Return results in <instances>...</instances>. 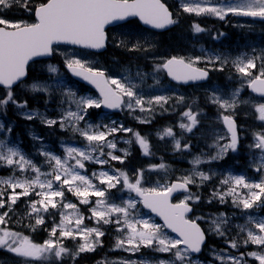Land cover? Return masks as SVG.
Masks as SVG:
<instances>
[{
	"label": "snow or ice",
	"instance_id": "1",
	"mask_svg": "<svg viewBox=\"0 0 264 264\" xmlns=\"http://www.w3.org/2000/svg\"><path fill=\"white\" fill-rule=\"evenodd\" d=\"M13 7L32 17V20L5 18L2 15L3 11ZM181 7L185 13L209 15L220 20H224L228 14L264 20V0L226 2L221 0L219 3L217 0H184ZM131 17H138L144 25L155 29H163L178 23L162 0H39V3H34L33 0H0V87L5 90L0 97V110H4L6 115V107L11 103L20 110L18 114L23 119L28 121L39 119L41 124L49 128L59 125L62 131L70 130L74 135L78 134L84 142L82 146L62 143L64 155L61 156L45 150L46 145L43 144L42 138L31 134L33 140L41 141L38 151L45 158L44 163L49 169L42 171L41 166L27 157L18 144L10 146L7 136L0 138V166L13 170V175L0 177V209L7 205V210L0 213V226H3L0 227V249L28 261H47L50 258L62 261L64 256H71L75 260L80 254L94 252L98 246H102L100 238L105 232L101 225L115 224L120 235L116 238L112 250L123 249L135 254L143 247L158 253H170L171 258L155 262L121 259L107 264H177V262L198 264L192 258V254L201 252L206 240V231L197 223V220L203 217L195 219L188 217L193 211L192 205L200 200V196L191 191L190 185L199 188L216 175L200 170V164L222 160L229 151L238 150L240 137L235 119L236 109L241 104L250 103L247 100H240V93L246 83L253 93L264 98V55L249 57L242 54L231 61L227 56L215 53L188 58L172 56L156 65L157 70H166L167 75L174 81L188 83L207 80L210 71L223 72L231 63L241 80V87L232 91L229 97L225 98L219 89H214L208 97L211 104L222 110L219 112V119L227 130L224 135H215L213 143L209 145L216 149L215 154L207 156V159H202L204 153L195 156L191 161L193 168L186 175L162 186L157 184L144 187V169L137 170L134 180L120 169L110 172L102 168L89 177L85 162L101 166L110 164V161L124 163L130 155L128 149L117 148L115 139H109L116 133H131L143 155L149 156L152 153L148 139L138 131L117 124L116 121L107 124L92 123L86 120V117L89 109L100 108L101 105L109 109L127 108L130 112L138 109L141 113L149 114L154 113L157 107L167 111L164 105L168 104L173 96L165 94L145 96L131 77L116 79L106 76L105 71L94 68L90 62L76 57H66V67L74 76L95 85L102 99L77 96L75 91L64 85L63 81H59L56 87L62 89L64 97L61 105L67 103L68 107H62L58 117L50 118L46 112L38 109L28 110V101L17 100L14 94V86L23 84L29 62L34 58L52 55L55 51L53 46L60 43L79 45L87 49H101L105 47V26ZM192 28L195 33L206 31L196 23ZM220 35L224 34L219 33L213 38L217 39ZM117 46H125V41L120 40ZM129 50L148 49L137 42ZM201 62L205 63L204 68L196 66ZM48 71L58 73L55 65H48ZM136 75L142 79L141 73L138 72ZM156 84H159V80H156ZM113 85L115 87H112ZM28 87L33 93L44 92L51 95L52 86L49 84L34 82ZM175 99L178 104L184 103L185 100L183 96H177ZM252 107L258 113L257 119L264 122V102L254 103ZM180 115L179 128L184 132L192 133L200 124L198 117L201 111L194 110L191 105ZM136 119L140 123H151L150 116ZM82 121L84 126H81ZM5 132L11 134L12 126L9 124L6 128L4 121L0 120V133ZM157 135L162 140L166 137L172 138L176 151H187L191 148L190 143H184L182 146L172 127L164 128ZM123 142L131 144L133 140ZM248 147L259 150V155L254 157L253 163L254 171L262 174L261 179L250 180L244 174H234L230 171L221 178L220 187L212 192V199L224 204L230 198L232 205L241 210L264 208V132L253 133V143ZM117 151L122 155H116ZM156 169L166 170L167 166L164 163L149 166V170ZM16 171L21 174L30 171L35 175L16 176ZM94 180L99 183H94ZM117 185H122L121 191L127 189L141 197L144 206L161 216L164 226L176 233L177 237L173 238L162 231L159 224L138 218L132 211L137 207L136 200L130 198L119 204L115 203L111 190L116 189ZM7 189H11V193H8ZM16 189L22 191L17 192ZM65 190L76 196L81 204L93 205L89 208L91 215L87 219L94 220L96 226L85 225V216L79 211L77 204L65 202ZM178 192L183 194V198L173 203L172 196ZM33 194L39 199L28 202L29 211L25 214L30 220H35L34 224L27 225L32 231L45 223V213L52 215L49 213L50 208L59 210L60 221L56 223L53 217V226L49 230L50 238L42 244H37L27 235L7 227L10 220L9 212L14 211L13 206L20 197H29ZM90 197H95V201H91ZM212 199L208 202L211 203ZM67 209L72 211H65ZM228 223L226 214L220 213L211 219L207 232L223 237L226 235ZM248 224L254 227L238 226L241 233H246L242 243L244 245L250 243L264 249V216L257 218L249 215ZM77 238L81 243L77 245L75 251L64 246V240ZM227 243L233 249L240 246L235 237ZM245 256L264 264V250L241 253L239 256L215 253V259L219 260L220 264H247ZM98 264L106 262L100 261Z\"/></svg>",
	"mask_w": 264,
	"mask_h": 264
},
{
	"label": "rangeland",
	"instance_id": "2",
	"mask_svg": "<svg viewBox=\"0 0 264 264\" xmlns=\"http://www.w3.org/2000/svg\"><path fill=\"white\" fill-rule=\"evenodd\" d=\"M169 5L172 7L175 14L178 15V17H183L186 21H188V27L190 28L189 31V38L182 37L179 41H173L171 40L170 44L167 41L166 44L159 46L158 45V38L155 35L140 32V31H132L131 29L122 28L118 30H115L112 32V40L110 42L111 46L116 47L118 51L120 50L119 55L113 54L111 56L110 54L105 55L103 58H92L91 56H88L85 52H80L76 49L66 48V47H59L55 49V54L58 55L61 60H55V61H49L48 63H38V65H34L33 68L35 70V73L33 76H40V77H33L30 80L27 81V83H24L21 87L14 90V94L17 100L23 101L28 100L30 98V101L28 102V110L38 109L41 112H46L47 115L50 118H56L60 115L61 108H67L68 104L65 103L61 105V100L64 99L62 96V89H58L56 87L57 82L63 81V84L66 85L68 88H71L73 91L77 93V96H91L95 99H99L97 97H94L91 92L89 91H83L80 89V87L73 83L72 80L69 79L64 69L59 67V63L64 62L66 57H76L85 61L90 62L91 66L94 68L100 69L105 71L106 76L116 78V79H123L125 76L131 77V80L139 85V91L142 92L145 96H152V95H159V94H165V95H171L173 96V99L169 101L168 104L164 105V108H179L181 111L180 114L183 112L182 109H187L189 106L188 103L191 106H198L200 108L203 107L202 103L199 105L196 101L194 102H188L186 99V92L184 90L175 89L163 76V73L161 70L156 69V65L160 64L161 62L166 59L168 56H183V57H195V56H201L205 54H220L223 56H227L229 58V61L234 59L235 57L245 54L249 57L251 56H261L264 55V26L261 24H257L254 22H251L249 20H244L241 18H231L232 14H228L224 20H220L217 17L209 16V15H201L197 16L193 13H185L181 7V4L184 2V0H167ZM35 3V0H33ZM217 2H221V0H217ZM226 2V0H224ZM5 18L10 20H19L15 19L21 16V13L16 7H13L11 9H6L3 11ZM2 13V14H3ZM16 14V15H12ZM196 20V21H195ZM201 20L207 21V23H201ZM196 23L199 24L201 27H205L206 31L202 33H195L193 31L192 25ZM230 25V31L229 27ZM218 29L221 31L224 35H220L217 39H214L213 37L217 36L219 33L216 32H210L212 30ZM250 33V35L248 34ZM120 40L125 41V46H117L118 42ZM182 45H179L182 43ZM139 42L144 48H147V51H130L129 49L132 47L133 44H136ZM177 45V46H175ZM224 45L226 47H224ZM127 55V58H124L125 55ZM145 56L144 62H141L143 57ZM124 58V59H123ZM259 63V62H258ZM48 65H55L58 69V73H50L48 71ZM196 66L199 67H205V63L201 62L197 64ZM227 71V72H226ZM141 73L142 79L138 77L136 74ZM212 74H215L213 77L211 83L209 84H202L198 87H195L196 93H199L196 97L191 96V98H195L198 100L205 99L207 101V104H211L208 100V97L211 95L212 91L214 89H219L220 93L224 95L225 98L229 97L231 92L234 91L236 88L241 87V80L239 76L235 73L234 69L231 66V63L225 67V70L223 72L228 73L227 76L225 75L223 77L219 76V73L221 71H210ZM156 80H159V84H156ZM40 83V84H49L52 86L51 88V95L44 92H35L33 93L28 86H30L32 83ZM247 84H244V87L241 90L240 93V100H247L250 103L249 104H241L247 106V109L245 111L240 112L239 109H236V122L238 125V131H239V137L240 139L244 140L240 141V147H244L240 151L246 155V158L244 161H242V165L244 166V169L248 171V176L250 180L259 181L261 179V173H257L254 171V157L259 155V150L257 149H250L248 146L253 143V133L255 132H264V122L257 119L258 113L255 112V109L252 107V104L254 103H262L264 100H260L258 98H255L251 94L249 95L245 91V87ZM113 87H115L113 85ZM5 91V90H4ZM4 91L0 93V97L3 96ZM194 91L191 89L190 94ZM177 96H183L185 98L184 103L178 104L176 102L175 97ZM126 99V98H125ZM194 100V99H192ZM171 101H174V104H171ZM213 106V109L216 110L215 115H206L199 116L198 119L200 120V124L193 129L192 133L184 132L179 128V122L181 119L180 114H174V119H170V121H165V123L162 120H159V117H165L168 116L170 111L167 112L166 115H162L159 111H164L161 108L157 107L155 109V112L152 114L149 113H141L138 109L135 112H130L127 108H123L122 114L123 119L125 121L132 120L141 128H136L135 131H138L142 136L146 137L148 139L149 145H150V151L152 155L145 156L142 154V150L140 146L135 142L134 137H132L131 133H126L129 137L124 136L123 132L114 134L113 137H109V139H115L117 141V148L118 149H128L130 152V155L133 151V156L135 157L134 160H124V163H120L118 161H110V164L107 165H99L96 163H86V170L87 175L89 177L92 176L93 172L99 171L103 168V170L112 171L114 169H120L125 171L131 179H135V174L138 169H144V180H143V186L144 187H152L156 186L157 184H160L161 186L166 183L170 182L171 178L186 175L192 168L193 165L191 161L193 158L197 155H201V153H204L205 155L202 156V159H207V156L214 155L216 149L209 147L210 144L213 143V140L215 138V135H224L226 134L225 127L223 123L219 119V112L222 111L218 109V107L214 104H211ZM74 109V105L72 106ZM98 108H91L88 110V115L86 117V120L92 123H110L112 121H116L117 124H123L119 118H114L107 116L106 114L102 113L101 111H97ZM20 110H18L14 105L9 103L6 107V115L4 110H0V120H3L5 123V126L11 124L12 126V132L11 134L0 133V138H3L4 136H7V139L9 141V145H15L18 144L21 151L30 159L33 160L34 163L41 166L42 171H48V165L44 163L45 158L39 154V149L41 146V141H35L32 139L31 134H35L36 136H39L42 138V142L44 145H46L47 151H51L55 154L64 155L63 148L61 147L62 143L67 144H75L76 146H82L83 140L79 137L78 134L74 135L70 130L69 131H62L59 128V125L53 126L51 129V132L46 130V128H49L43 124L40 123L39 119H34L32 121H28L23 119L19 114ZM228 114V113H225ZM11 116L18 117L19 119L14 120ZM151 118V123H140L136 117H148ZM121 120V121H120ZM27 122V123H25ZM174 122V123H173ZM81 126H84V122H81ZM166 127H172L173 132H177L178 135H176L177 139L181 140V144L183 146L184 143H190L192 144L193 140L195 139L196 142L194 145H198L194 147V150H198L202 143V139L205 140L204 145L206 146V149H202L200 151H197L198 154H195L192 157L185 158L183 155L185 154V150L176 151L174 149V142L172 138L166 137L165 139H160L157 135L158 132L162 131ZM130 128V127H127ZM153 132V133H151ZM125 134V135H126ZM187 137H189L188 142H183ZM132 139L133 142L131 144H126L123 141ZM56 141V142H55ZM192 141V142H191ZM226 141H221V143H224ZM193 146V145H191ZM107 151V150H106ZM164 151V153H160ZM178 153L179 156L171 155ZM229 153V152H228ZM116 155H122L121 152L117 151L115 152ZM152 156L154 158H152ZM162 156L166 157L168 159V162H164ZM226 157V156H225ZM106 158V157H102ZM158 158L157 160H155ZM171 159V161H170ZM178 161L179 163L185 162V164H188V167L185 169H178L173 163V161ZM132 161H135L134 163ZM136 161L143 162L142 165H137ZM221 161V160H218ZM218 161H211L210 163H202L199 165L201 168L200 170L206 172V173H216V175L212 176V179L209 181H206L203 183L202 186L197 188L195 185H190L191 191L193 193H197L200 196L199 202L193 204L195 208V215L192 218L195 219L196 217H203V219L197 220L201 226H204L206 232L209 228L210 221L215 216H218L220 213H225L228 217L229 223L226 226V235L223 236L225 240H221V247L216 248L210 246L208 251H205L204 254L207 258H202L200 256H194L192 254V258L198 262V264H220V261L215 259V253H219L221 255H233V256H239L241 253H248L251 251H260L264 250L261 248V246L248 244L244 245L242 243L243 239L246 238V233H241L238 226L240 225H247L248 227H254L253 225L248 224V216L252 215L254 217H260L264 216L263 208H254L251 210H241L239 208H236L232 205L231 199H228L227 203L221 204L218 200L212 199V192L214 189H217L220 187V178L218 180L214 179L217 177L219 172H222L220 170H215L212 166V164H217ZM170 162V163H169ZM127 164L124 166V164ZM136 163V164H135ZM154 163V164H153ZM161 163H164L167 166V169H156V170H149L150 165H159ZM191 163V164H190ZM139 164V163H138ZM205 165L206 167L212 166V170H207L206 167H203ZM8 169L7 172L6 170ZM0 170L4 171L6 175L0 174V177H7L10 175H13V170L0 166ZM235 174V173H234ZM16 176H33L34 173L28 171L23 174H21L19 171L15 172ZM224 175H227L224 174ZM94 183H99V181L94 180ZM103 187V186H101ZM122 188V185H117L116 189L111 190V196L114 198L115 203L119 204L123 200L127 199H134L137 201V207L136 209L132 210L133 213L138 217L142 219H147L152 223L159 224L160 223L156 220L155 217L148 214L146 211L142 209L140 206V201L138 198L132 194V192H129L127 189L120 190ZM17 192L22 191L21 189H16ZM8 193H11V189H7ZM24 201L19 208V211L23 214L27 213L29 211L27 204L30 200L39 199L34 194L29 197H23L21 196ZM182 197L178 198L176 201H179L182 199ZM7 199V196H5V200ZM95 197H90L91 201H95ZM212 199V202L209 203L208 201ZM20 200V199H19ZM18 200V201H19ZM17 201V202H18ZM72 202L77 204L79 211L83 213L85 216L84 224L93 227L96 226L94 220L87 219L91 215L89 212V208L92 207V204H81L76 196H74L72 193L67 192L65 190V202ZM7 208V205L5 206ZM67 212H71V209L65 210ZM49 213L52 214V216H55V222L59 223L60 216H59V210L58 209H49ZM22 214V215H23ZM47 214V213H45ZM44 214V215H45ZM49 215V214H48ZM49 219L45 220V223L43 224V233L47 234V239L50 238L49 236V230L53 226V217L48 221ZM20 219L13 218L10 223L15 225L12 226V229L16 232H18V226H19ZM22 222H29L34 224V219H29L26 217V215H23ZM8 225L9 227L11 226ZM39 227V226H38ZM102 230L105 229V235L102 236L100 239L102 240V246H98L96 249L97 253L103 252L102 257L94 260L93 262H87L83 264H98L100 261L107 262L111 261H118V260H146V261H153L159 259H169L171 258L170 253H158L153 251L150 248H141L139 252L133 254L130 252H126L123 249H117L112 250L113 246L116 242V238L120 235V233L117 232L116 228L117 226L115 224H107V225H101ZM11 229V228H10ZM233 230V231H232ZM162 231L166 232L169 236H171L163 227ZM228 231H232L231 235L229 236L227 233ZM207 234H209L207 232ZM211 236L221 238V236H217L215 234L210 233ZM172 237V236H171ZM235 237L240 246L237 249H233L229 246L227 243L228 240ZM176 238V237H173ZM46 239V240H47ZM64 246L75 251L77 245L81 243L79 238L76 240L72 239H66L63 241ZM248 248H255V250H248ZM96 251V250H95ZM94 251V252H95ZM9 252L7 250L0 249V264H20L23 261V257H19L15 255L14 253L9 252L7 255L6 253ZM93 254V252H85L80 254L82 255H88L90 256ZM79 256V257H80ZM64 256L62 261L64 262L67 260ZM76 258L73 260L72 258L68 259L66 263L74 264L78 259ZM245 260L247 264H259L258 261H256L254 258L245 256ZM47 261H39L38 263L35 261H26L24 264H50ZM72 261V262H71ZM89 261V260H88ZM43 262V263H41ZM179 264V262H177Z\"/></svg>",
	"mask_w": 264,
	"mask_h": 264
},
{
	"label": "trees",
	"instance_id": "3",
	"mask_svg": "<svg viewBox=\"0 0 264 264\" xmlns=\"http://www.w3.org/2000/svg\"><path fill=\"white\" fill-rule=\"evenodd\" d=\"M178 21H180V23L178 25L174 26L172 28V30L166 32L165 34H161L160 36H157L159 46L166 44L167 41L170 44L171 40H173V41L178 40L179 41L180 39L183 40L182 37L189 38L190 28L188 27V21H186L185 19H182V18H181V20L178 19ZM181 42L182 43H180L179 45L183 44V41H181ZM175 46H177V45H175ZM19 206H20V204L13 206L14 211L9 212V217H12V219L13 218L20 219V221H19L20 224L17 228L18 231L24 235H27L33 242H35L37 244H41L47 238V234L43 233L44 226L42 225V226L37 227L35 231H32L30 228H28L27 225L29 224V222H24V223L22 222V220H23L22 214L23 213H20L18 211ZM3 211H5V208L0 209V213H2ZM11 226L14 227L15 225L11 224ZM96 252H97V250L95 252H93V254H91L90 256H88V255L87 256L86 255L81 256V258L78 259L76 262H74V264H83V263H87V262H91V261L93 262L94 260L99 258V254H96ZM66 261L67 260H65L63 264H69V263H66Z\"/></svg>",
	"mask_w": 264,
	"mask_h": 264
},
{
	"label": "water",
	"instance_id": "4",
	"mask_svg": "<svg viewBox=\"0 0 264 264\" xmlns=\"http://www.w3.org/2000/svg\"><path fill=\"white\" fill-rule=\"evenodd\" d=\"M256 19H258V18H256ZM260 19V18H259ZM262 20V19H261ZM115 22H118V21H115ZM115 22H112V23H115ZM111 23V24H112ZM149 26V25H148ZM151 27V26H150ZM153 28V27H152ZM163 29H165V28H163ZM158 30H162V29H158ZM66 44V43H65ZM68 45H71V44H68ZM75 46H79V45H75ZM79 47H82V46H79ZM102 49V48H101ZM91 50H94V51H96V50H100V49H91ZM166 71V70H165ZM166 73H167V71H166ZM79 80H83L81 77H77ZM171 78V77H170ZM172 79V78H171ZM173 80V79H172ZM85 81V80H84ZM136 194V193H135ZM143 206H144V204H143ZM144 208H146L145 206H144ZM146 209H148V208H146ZM157 217H159V219L160 220H162L163 222H164V220H163V218L161 217V216H159L157 213H155V212H153ZM167 228V227H166ZM171 230V229H170Z\"/></svg>",
	"mask_w": 264,
	"mask_h": 264
}]
</instances>
